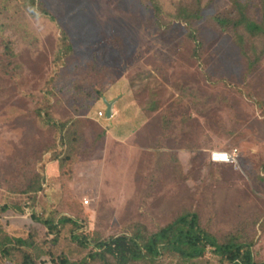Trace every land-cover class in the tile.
Segmentation results:
<instances>
[{"label":"rangeland","instance_id":"1","mask_svg":"<svg viewBox=\"0 0 264 264\" xmlns=\"http://www.w3.org/2000/svg\"><path fill=\"white\" fill-rule=\"evenodd\" d=\"M40 1L48 15H32L28 0H0V206L30 202L0 219V237L26 239L33 217L63 215L104 239L136 225L154 233L186 212L218 243L252 242L264 260V56L250 66V43L240 49L217 28L213 19L230 11V1L202 0L200 48L183 25L159 28L153 7L159 2L169 26V14L193 0ZM62 32L71 53L61 51L57 62ZM6 37L14 58L5 53ZM123 92L146 121L129 142L107 144L106 124L94 117L103 98ZM61 124L78 138V156L65 166ZM234 150L235 163L211 159ZM36 175L42 190L28 199L21 189ZM59 242L39 247L52 253L48 264L62 254L76 263L89 251L64 235ZM23 260L24 252L14 254L15 263ZM146 264L222 263L209 252L195 261L165 253Z\"/></svg>","mask_w":264,"mask_h":264},{"label":"trees","instance_id":"2","mask_svg":"<svg viewBox=\"0 0 264 264\" xmlns=\"http://www.w3.org/2000/svg\"><path fill=\"white\" fill-rule=\"evenodd\" d=\"M229 1L230 11L216 15L213 20L217 28L234 38L240 49L244 48L245 40L250 43L255 58L254 60L249 59L251 66L257 63L260 56H264V0L256 2L254 0ZM250 1L255 3L256 9L260 13L259 22L254 19L255 13L251 9ZM192 5L179 6L174 14H169L172 19V21L167 20L169 26L166 25L167 22L162 21V16L166 13L159 2L155 3L153 7L159 28L167 27L166 29L169 30L174 23L183 25L187 38L197 48H200L201 44L198 42L195 26L202 18V0H193ZM28 8L32 15L38 12L48 15L47 9L40 0H28ZM258 44L262 46L260 53L257 49ZM4 47L9 58L16 57L12 40L6 37ZM57 51L58 55L55 59L57 62H61L63 57L61 51L71 53L67 32L61 33ZM257 55H259L258 58ZM100 98L101 94L98 93V100ZM59 131H61L62 144L67 150L66 158L61 164V166H65L67 161L78 156L76 149L78 138L75 137L77 136L76 131L73 128H68L66 124H61ZM66 172L68 171H65V176L69 175ZM42 186V177L36 175L25 188L21 189V193L30 199L32 194L38 195ZM27 206L30 208L28 200L24 207L21 205L0 206V219H5L7 217L5 214L13 215L14 208L21 213L25 212ZM33 220L35 226L29 231L32 233H29L26 239L12 237L9 234L0 237V258H4L9 264H17L13 261L14 254L24 252V264H48L53 255L52 253H43V249L50 250L51 247L60 245L59 239H62L64 235L78 245L80 251L89 250L83 259L71 264H146L147 262H156L165 253L175 254L185 261H195L203 258L209 252H212L222 264H264V260L255 258L252 242L242 243L231 238L225 244L218 243L213 234L200 226L196 213L185 212L169 225L154 233H148L144 226L136 225L131 234L123 233L108 239L102 238L96 232H86V225L82 221L68 215L59 218L50 217L46 221L33 217ZM3 231L0 224V232ZM35 239L38 241L36 242ZM64 256L65 254L59 256L53 264H69L68 258Z\"/></svg>","mask_w":264,"mask_h":264},{"label":"crops","instance_id":"3","mask_svg":"<svg viewBox=\"0 0 264 264\" xmlns=\"http://www.w3.org/2000/svg\"><path fill=\"white\" fill-rule=\"evenodd\" d=\"M107 101L114 102V114L110 119L106 116V107L101 102L98 106L100 110L105 112L103 118L98 117V113L95 114L94 119L99 123L101 120L106 124L104 127L105 135L104 140L107 144L108 142H115L122 144L126 141H130L131 136H134L135 132L139 130L141 126L146 121V113L137 106L135 99L130 93H119L113 95ZM108 122H106V120ZM128 144V143H127ZM223 164V163H222Z\"/></svg>","mask_w":264,"mask_h":264},{"label":"built area","instance_id":"4","mask_svg":"<svg viewBox=\"0 0 264 264\" xmlns=\"http://www.w3.org/2000/svg\"><path fill=\"white\" fill-rule=\"evenodd\" d=\"M104 116H105V112L100 111L98 113L99 118H103ZM236 153H237V150H234L233 152H229V153H216V154L221 155V156H225V155L227 156V160L222 161L223 163H235ZM211 159H212V155H211ZM215 162H219V161H215Z\"/></svg>","mask_w":264,"mask_h":264},{"label":"water","instance_id":"5","mask_svg":"<svg viewBox=\"0 0 264 264\" xmlns=\"http://www.w3.org/2000/svg\"><path fill=\"white\" fill-rule=\"evenodd\" d=\"M103 104L106 107V116L108 119L112 117L114 114V102L113 101H107L106 98H103Z\"/></svg>","mask_w":264,"mask_h":264},{"label":"clouds","instance_id":"6","mask_svg":"<svg viewBox=\"0 0 264 264\" xmlns=\"http://www.w3.org/2000/svg\"><path fill=\"white\" fill-rule=\"evenodd\" d=\"M212 160L213 161H226L227 160V156H221V155H218L216 153H213L212 154Z\"/></svg>","mask_w":264,"mask_h":264},{"label":"bare ground","instance_id":"7","mask_svg":"<svg viewBox=\"0 0 264 264\" xmlns=\"http://www.w3.org/2000/svg\"><path fill=\"white\" fill-rule=\"evenodd\" d=\"M219 162H222V161H219Z\"/></svg>","mask_w":264,"mask_h":264}]
</instances>
